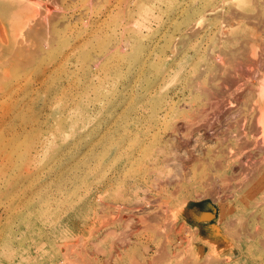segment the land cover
<instances>
[{"label": "rangeland", "instance_id": "obj_1", "mask_svg": "<svg viewBox=\"0 0 264 264\" xmlns=\"http://www.w3.org/2000/svg\"><path fill=\"white\" fill-rule=\"evenodd\" d=\"M39 1L0 39V264H264V0Z\"/></svg>", "mask_w": 264, "mask_h": 264}, {"label": "bare ground", "instance_id": "obj_2", "mask_svg": "<svg viewBox=\"0 0 264 264\" xmlns=\"http://www.w3.org/2000/svg\"><path fill=\"white\" fill-rule=\"evenodd\" d=\"M38 1V2H37ZM39 2L42 4L41 1L39 0H0V28H1V40H4V42H7L6 45L10 46V45H14L15 43H19L20 39L19 35L22 33V28H24L25 26H29L32 22V24H36L34 23V17L37 13H39V9L42 8L39 4ZM45 6V5H44ZM43 9V8H42ZM42 9L40 10V12H42ZM48 9V8H47ZM44 10H46V8H44ZM37 12V13H36ZM38 15V14H37ZM37 17V16H36ZM36 22L38 21V19L35 20ZM82 21V20H81ZM29 27H33V26H29ZM47 27H45L46 29ZM48 30V29H47ZM46 30V31H47ZM50 31V30H49ZM48 31V32H49ZM3 32V33H2ZM2 40V41H3ZM19 41V42H18ZM46 44H48V41H46ZM3 42L0 44L1 49L2 50V46H3ZM210 50V49H209ZM2 53V51H1ZM210 53V52H209ZM1 55V54H0ZM210 55V54H209ZM216 57V56H215ZM220 57V56H219ZM214 58V57H212ZM217 58V57H216ZM216 58H214L215 60H217ZM211 59V58H210ZM219 60V59H218ZM218 62V61H217ZM221 62V61H220ZM219 62V63H220ZM213 63V62H212ZM217 64V63H216ZM223 64V62H222ZM99 65V61L97 60H93L92 62V67L97 68V66ZM227 74V73H226ZM228 75V74H227ZM232 75V74H231ZM230 78V77H228ZM227 78V79H228ZM226 79V78H225ZM230 81V80H229ZM233 82V81H232ZM229 82V83H232ZM201 84V83H200ZM199 84V85H200ZM203 84V83H202ZM264 84V81H263ZM261 84V86L263 85ZM202 85H200L201 88ZM226 86V85H225ZM261 93L259 95L261 98V119H260V123L264 126V85L261 88ZM258 89V88H257ZM202 90V89H201ZM252 93V91H251ZM255 93V92H254ZM246 94V93H245ZM248 95V94H247ZM246 95V96H247ZM250 96V95H249ZM248 97V96H247ZM252 97V96H251ZM245 98V97H244ZM255 98V95H254ZM246 99V98H245ZM166 100V99H165ZM249 101H254L251 100L250 98L248 99ZM168 101V100H167ZM246 102V101H245ZM231 103V102H230ZM168 104V102H167ZM232 104V103H231ZM167 107V106H166ZM228 117V115H227ZM167 128V126H166ZM217 131V130H215ZM221 133V132H220ZM221 136V135H220ZM223 136V135H222ZM219 139V138H218ZM223 140V139H222ZM226 140V139H225ZM223 142V141H221ZM183 168V167H182ZM175 250V249H174ZM173 251V250H172Z\"/></svg>", "mask_w": 264, "mask_h": 264}, {"label": "crops", "instance_id": "obj_3", "mask_svg": "<svg viewBox=\"0 0 264 264\" xmlns=\"http://www.w3.org/2000/svg\"><path fill=\"white\" fill-rule=\"evenodd\" d=\"M1 51H2V55H4V53H3V52H4V48H2V50H1Z\"/></svg>", "mask_w": 264, "mask_h": 264}]
</instances>
